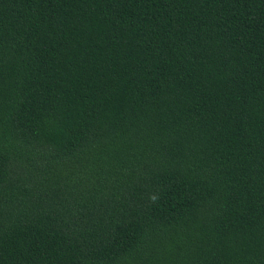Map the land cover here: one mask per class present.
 Returning <instances> with one entry per match:
<instances>
[{
    "label": "trees",
    "instance_id": "1",
    "mask_svg": "<svg viewBox=\"0 0 264 264\" xmlns=\"http://www.w3.org/2000/svg\"><path fill=\"white\" fill-rule=\"evenodd\" d=\"M0 264H264V0H0Z\"/></svg>",
    "mask_w": 264,
    "mask_h": 264
},
{
    "label": "clouds",
    "instance_id": "2",
    "mask_svg": "<svg viewBox=\"0 0 264 264\" xmlns=\"http://www.w3.org/2000/svg\"><path fill=\"white\" fill-rule=\"evenodd\" d=\"M153 199H155V197H153Z\"/></svg>",
    "mask_w": 264,
    "mask_h": 264
}]
</instances>
